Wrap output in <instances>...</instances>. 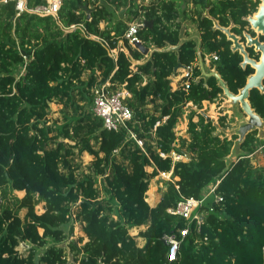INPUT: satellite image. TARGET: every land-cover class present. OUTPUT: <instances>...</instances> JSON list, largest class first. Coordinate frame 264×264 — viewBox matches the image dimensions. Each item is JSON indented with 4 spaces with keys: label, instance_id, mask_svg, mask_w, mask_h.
Wrapping results in <instances>:
<instances>
[{
    "label": "trees",
    "instance_id": "16d2710c",
    "mask_svg": "<svg viewBox=\"0 0 264 264\" xmlns=\"http://www.w3.org/2000/svg\"><path fill=\"white\" fill-rule=\"evenodd\" d=\"M192 2L190 17L204 56L218 54L211 65L238 92L253 69L240 65L242 55L213 28L212 17L224 26L233 21L232 31L242 34L248 27L245 17L260 1ZM121 7L132 15L130 21L141 8L146 11L151 23L138 35L148 47L177 45L182 32L189 34L179 20L177 0H63L58 17L17 15L15 2L0 3V264H264V166L253 163L264 140L258 131L250 132L243 157L227 168L237 136L223 129L234 119L226 113L215 122L199 112L204 101L224 98L216 77L199 79L196 42L185 41L177 50L155 52L135 64L145 54L124 38L129 23L115 12ZM73 24L74 30L67 31ZM122 39L129 53L119 49L115 57L111 48ZM182 70L188 73L174 86ZM107 80L112 90L125 87L131 93L125 102L133 117L118 130L105 128L93 111V90ZM54 101L62 103V124L50 123ZM250 102L264 118V93L251 91ZM186 106L190 135L180 137L176 127ZM172 152L189 158L174 161ZM84 153L94 158L89 172L81 170ZM159 170H173L179 189L166 180L161 199L151 205L147 191ZM98 176L108 198L101 196ZM218 181L221 199L209 198L199 208L201 224L168 211L182 195L200 198ZM75 222L85 235L71 244L70 261L60 242L66 226L73 228ZM135 227L145 228L133 235ZM169 234L179 240L176 259L169 257ZM22 241L30 244L24 253L18 248Z\"/></svg>",
    "mask_w": 264,
    "mask_h": 264
},
{
    "label": "water",
    "instance_id": "95a60500",
    "mask_svg": "<svg viewBox=\"0 0 264 264\" xmlns=\"http://www.w3.org/2000/svg\"><path fill=\"white\" fill-rule=\"evenodd\" d=\"M85 8L88 13L91 12V9L87 5H85ZM205 14L211 17L209 12H205ZM41 15L46 16L53 14L41 13ZM89 15L90 14H88V18ZM212 19L214 22L213 28L221 30L226 34L227 39L232 42V51L239 52L242 55L243 60L240 65L244 69L248 66L253 69V72L248 75L245 85L241 87L238 92L232 91L219 71L213 67L211 63L206 62L202 52V39L199 32L188 35L182 32L177 45H168L164 48L148 47L142 41H136L135 45L137 48L147 57L143 60H134V63L142 64L148 61L155 52L177 50L185 41L194 40L196 42L198 59L195 66H198L201 71L199 79L207 81L211 76L216 77L220 87L223 89L222 97L224 98V103L222 106H230L234 112L242 109L243 112L240 116L237 115V125L235 127L223 129L227 136H237L232 146L231 153L226 158L228 168L231 163L243 157L244 150L242 149V144L250 132L258 131V137L264 140V118L256 111L250 102L251 91L257 89L261 93H264V41L261 39V36L264 35V0H260L259 7L255 12L245 17L248 22V27L242 31V34H237L232 31V28L235 26L233 21L230 25L224 26L220 24L218 19L213 17ZM149 23H151V21H146L145 25ZM66 30L73 31L74 27L67 28ZM250 30H252L254 34ZM250 48L254 50L255 55H251L249 51ZM210 119L211 117L207 116V120Z\"/></svg>",
    "mask_w": 264,
    "mask_h": 264
},
{
    "label": "built area",
    "instance_id": "2783aa9c",
    "mask_svg": "<svg viewBox=\"0 0 264 264\" xmlns=\"http://www.w3.org/2000/svg\"><path fill=\"white\" fill-rule=\"evenodd\" d=\"M140 1L141 0H137L139 4H142L143 2ZM9 2H15L17 15L30 11L39 14L49 13L53 14L56 17H58L63 4V0H46L45 2L39 4H31L30 0H0V3L6 4ZM140 12V16L134 18L132 22L129 23L128 29L126 30L124 35V38L128 40V43L136 48L137 46L135 45V42L141 41L138 33L145 26V23L147 21V18L145 16L146 11H143L141 8ZM71 27H75V25L73 24ZM119 49L128 53V49L125 46V42L123 39L120 40L118 48H111V52L115 57L117 56ZM218 58L219 56L216 52L205 55V60L209 63L218 60ZM185 72L186 74L188 73V71L186 70ZM110 86L111 83L109 80L95 86L93 90V111L97 116L101 117L104 120L105 128H107L108 130H118L122 126L127 127V122L133 117L132 110L125 102V99L129 97L131 93L125 87L112 90ZM138 142L140 145H143L142 140H138ZM262 151H264V143L261 144L254 153ZM253 154H250V156H252ZM162 155L166 156L164 153H162ZM172 157L174 161H178L184 159L185 157L189 158V154L185 156L176 152H172ZM152 168L154 167L150 166V170ZM158 175L163 179L172 181L177 189H179V184L176 183L178 177L173 174V170H159ZM218 184L219 181L217 183L211 184L200 198L182 195L177 205L175 207L169 208L168 211L172 214H177L185 218L187 221H189V224L194 219H197L198 223L201 224L204 218V213L200 211L199 208L203 206L209 198L214 197V203L221 199V197L216 194V188ZM2 202L3 197L0 192V204ZM188 231V227L183 229L181 231L182 235H186ZM165 239L170 245V259H176L179 250V240L177 239L175 234L165 235ZM29 246L30 244L28 242L22 241L18 248L21 252L24 253Z\"/></svg>",
    "mask_w": 264,
    "mask_h": 264
},
{
    "label": "rangeland",
    "instance_id": "374dc122",
    "mask_svg": "<svg viewBox=\"0 0 264 264\" xmlns=\"http://www.w3.org/2000/svg\"><path fill=\"white\" fill-rule=\"evenodd\" d=\"M153 0H141L140 2H143L144 4H148L151 3ZM178 1V6L180 9V13L181 16L179 18V20H181L182 22V27L183 29H189L190 31H194L196 30V23L191 19L190 15L192 14V9L194 7L192 0H177ZM139 2V1H138ZM90 8V7H89ZM91 9V8H90ZM183 10L187 11V13H189L187 16L184 15ZM116 14L119 18H122L124 20H127L128 23L132 22L130 21V17L132 16L130 13H128L124 7H121L119 9H116ZM90 14V12L88 13ZM90 18V15H89ZM105 25L102 24V27H104ZM145 59V58H144ZM19 70H23V67H20ZM183 73H181L180 75H178V77H175L176 79L174 81H178L180 79L181 76L185 75L186 72L185 70H182ZM18 74V72H16ZM177 81H176V85H177ZM221 101H215V102H209V101H204V105L203 108L199 111L200 113H202L203 115L210 116L212 117L216 122L218 121V118L221 115L224 114H228L229 115V119H234L232 122L229 120L227 122V129H231L232 127H235L237 125V115L240 116L242 112V109H240L239 111H233L232 108L230 106L227 107H223V103L224 101H222L221 103H219ZM221 104V105H220ZM61 107H62V103L59 101H54L51 104V108L49 109V118H50V123L56 122L58 124H62L64 123V114L63 112H61ZM197 108V107H195ZM223 108H225L224 110H222ZM189 113V108L186 106L185 107V113L183 114V116L180 118L179 123L177 124L176 127V132L178 134V136H186L189 137V132H187V128H188V114ZM230 116H232L230 118ZM234 117V118H233ZM198 117H195V120H197ZM93 156L89 153H84L82 155V171L85 172H89L90 170L93 169ZM184 159H188V157H185ZM253 163L254 165L257 166H264V151L262 152H256L254 157H253ZM149 169V168H148ZM98 180H99V185L101 187V196L103 198H108L109 197V193L105 187V184L103 182V180L101 179V176H98ZM166 179H163L162 177H160L159 175L155 176L154 178H152L151 183H150V188L147 191V200L150 204L155 205L161 198L162 196V192L165 189V182ZM17 194L19 196H23L25 194L24 191H19L17 192ZM38 211H42L43 207L42 204H39L37 206ZM116 210H117V206H116ZM115 217H117V214L115 213ZM145 227H141V228H132L130 231L133 235H137L139 233V231L141 229H144ZM42 231V229H41ZM66 237L64 240H62L60 242L61 245H64L66 247V251L69 253L68 257L70 259V261H73L72 259V255L70 252V247L72 243H76L78 238L81 236H84L85 233L82 230V225L80 222H75L73 228H72V223H69L68 226H66V231H65ZM138 238V236H137ZM139 239V243L142 245L144 244V241L141 238ZM83 243L80 242L79 245L81 246ZM40 252L42 251L41 249H39ZM80 264V263H77Z\"/></svg>",
    "mask_w": 264,
    "mask_h": 264
},
{
    "label": "crops",
    "instance_id": "0c3cea01",
    "mask_svg": "<svg viewBox=\"0 0 264 264\" xmlns=\"http://www.w3.org/2000/svg\"><path fill=\"white\" fill-rule=\"evenodd\" d=\"M184 30H188V32H189V34H191V33H195V32H198L197 30H194V31H190L189 29H184ZM146 55H145V59H146ZM176 79V78H175ZM174 79V80H175ZM177 81V80H176ZM176 81H174V86H176ZM210 102V101H209ZM220 103V102H219ZM189 105H192V102H190L189 103ZM221 105V104H220ZM201 110V109H200ZM211 119H213L212 117H211ZM216 122V121H215ZM161 199V198H160ZM152 205V204H151Z\"/></svg>",
    "mask_w": 264,
    "mask_h": 264
},
{
    "label": "flooded vegetation",
    "instance_id": "af4514ba",
    "mask_svg": "<svg viewBox=\"0 0 264 264\" xmlns=\"http://www.w3.org/2000/svg\"><path fill=\"white\" fill-rule=\"evenodd\" d=\"M259 1H260V0H259ZM259 4H260V3H259ZM258 7H259V5H258ZM258 7H257V9H258ZM246 29H247V27H246ZM244 30H245V29H244ZM244 30H243V31H244Z\"/></svg>",
    "mask_w": 264,
    "mask_h": 264
}]
</instances>
